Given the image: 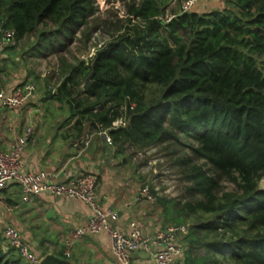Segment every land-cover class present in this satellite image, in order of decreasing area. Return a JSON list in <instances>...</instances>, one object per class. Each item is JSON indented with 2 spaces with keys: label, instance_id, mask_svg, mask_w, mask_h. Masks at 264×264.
Here are the masks:
<instances>
[{
  "label": "trees",
  "instance_id": "trees-1",
  "mask_svg": "<svg viewBox=\"0 0 264 264\" xmlns=\"http://www.w3.org/2000/svg\"><path fill=\"white\" fill-rule=\"evenodd\" d=\"M92 3L0 0V37L6 29L17 40L34 32L26 45L32 55L55 52L85 24ZM166 4L130 5L127 20L142 25L98 49L89 63L59 60L58 83L47 93L68 107L78 132L85 122L107 130L119 152L192 138V154L212 172L189 156L179 159L189 164L190 200L178 206L149 187L166 222H190L180 264H264V0H228L164 21ZM91 68V87L79 90ZM147 86L154 88L150 96ZM118 118L125 124L113 127ZM216 176L234 189L219 193ZM8 254L17 255L13 248ZM11 258L4 260L0 248V264H27Z\"/></svg>",
  "mask_w": 264,
  "mask_h": 264
},
{
  "label": "crops",
  "instance_id": "crops-1",
  "mask_svg": "<svg viewBox=\"0 0 264 264\" xmlns=\"http://www.w3.org/2000/svg\"><path fill=\"white\" fill-rule=\"evenodd\" d=\"M224 6L221 0H199L192 8L206 12ZM178 11V0H167L166 13ZM19 44L21 40H18ZM27 47L7 48L0 57V88L7 91L31 79L25 60ZM40 56V55H33ZM36 87V86H35ZM54 88L43 83L35 93L17 109L0 108V149H9L12 143L29 130L20 153V161L27 171H45L56 182H75L81 172L97 176L96 194L99 205L117 212L113 225L127 230L130 222L146 235L171 224L164 219L163 206L157 198L151 202L136 199L145 179L134 158L126 150L119 152L108 142V131L92 128L84 123L78 132L74 120L47 91ZM54 91V90H53ZM53 113H49V110ZM59 110V111H57ZM57 112V113H56ZM154 190L156 191L155 187ZM158 192H156V195ZM91 209L79 200L56 197L48 193L24 198L21 187L10 183L0 189V248L4 260H12L2 231L12 226L21 232L23 239L37 255L53 254L75 261L74 264H120L110 249L106 231L84 235L75 241L70 256L63 254V238L70 229L86 222ZM185 234H178V241L186 246ZM43 251V254L40 252ZM41 256V257H42ZM183 254L177 258L181 263ZM24 264V263H23ZM28 264V263H27ZM40 264V263H39ZM128 264H154L149 252L132 254Z\"/></svg>",
  "mask_w": 264,
  "mask_h": 264
},
{
  "label": "built area",
  "instance_id": "built-area-1",
  "mask_svg": "<svg viewBox=\"0 0 264 264\" xmlns=\"http://www.w3.org/2000/svg\"><path fill=\"white\" fill-rule=\"evenodd\" d=\"M199 0H178V12H189ZM174 14L165 13L160 19L168 21ZM15 31L6 29L1 31L0 57L7 48L18 45ZM35 84L28 79L10 91L0 88V108L17 109L34 95ZM125 121L118 118L112 126L124 125ZM107 131V130H106ZM27 133L20 135L9 149H0V189L7 184H18L24 198L31 195L48 193L56 197H65L79 200L86 204L91 213L86 222L73 227L63 238V254L70 256L76 240L84 235H95L106 231L110 238V249L120 264H128L134 252L142 250L150 253L154 264H178L177 258L182 254L183 246L178 241V234L187 233V225L169 224L158 230L153 235H146L135 224L129 223L127 230L115 227L112 223L117 217V212L112 209L102 208L97 199V176L89 171L81 172L75 182L63 183L52 180L51 175L45 171H27L20 161V153L26 143ZM106 140L111 142L110 136ZM155 201V195L148 185H144L136 199ZM2 235L7 248H13L17 255L28 264H39L41 256L35 254L23 239L20 231L12 226H6Z\"/></svg>",
  "mask_w": 264,
  "mask_h": 264
},
{
  "label": "rangeland",
  "instance_id": "rangeland-1",
  "mask_svg": "<svg viewBox=\"0 0 264 264\" xmlns=\"http://www.w3.org/2000/svg\"><path fill=\"white\" fill-rule=\"evenodd\" d=\"M221 1L224 3L223 7L228 6V0ZM138 2L139 0H93V10L85 17V24L76 28L71 39H64L65 48L55 46V52L50 51L40 56H33L27 50L22 58L27 64L30 77L34 80L35 86L40 88L43 83L47 84L48 82L52 87H56L61 71L59 60L63 59L66 64L71 66L79 65L82 61L89 63L98 49L114 41L119 34L133 32L131 27L134 25L141 26L142 24L138 19L132 21L131 18L127 20L129 17L128 7L132 4L137 5ZM42 26L43 24L40 23L39 28ZM47 26L52 27L53 24L47 21ZM34 37L35 33L32 32L26 35L18 45L23 49V46L30 45ZM85 78L81 80L79 90H82ZM153 89L152 86H147L144 93L150 96ZM48 111L49 113L54 112L50 109ZM64 111L69 112L68 108H65ZM181 141L180 144L174 140H166L164 144L137 150L129 147L127 150L137 162L140 174L145 179L144 184L148 183L153 188L155 187L158 197L175 199L179 203L178 206L190 200L188 187L191 186L184 176L189 164L184 165L180 160L185 156H189L194 163H198L207 171L212 172L204 160L196 159L192 154L193 152L189 146L190 144L195 145L192 138L183 135ZM216 177V189L219 193L234 189L232 182L223 177ZM183 224L189 226L190 222L187 220Z\"/></svg>",
  "mask_w": 264,
  "mask_h": 264
},
{
  "label": "water",
  "instance_id": "water-1",
  "mask_svg": "<svg viewBox=\"0 0 264 264\" xmlns=\"http://www.w3.org/2000/svg\"><path fill=\"white\" fill-rule=\"evenodd\" d=\"M246 32L248 30V27L245 28ZM94 71L91 68V71L88 73V75L85 78V82L82 86V89L88 90L91 87L92 84V77H93ZM262 185L264 187V178L262 179ZM40 254H43V251L40 252ZM42 256V255H41ZM75 261L69 260L66 258H60L53 254H45L41 257L40 264H74Z\"/></svg>",
  "mask_w": 264,
  "mask_h": 264
}]
</instances>
